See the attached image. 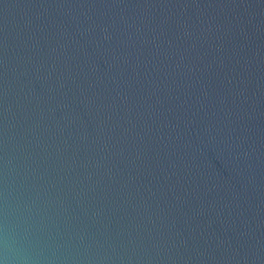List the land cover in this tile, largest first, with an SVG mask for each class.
<instances>
[{"label":"water","instance_id":"95a60500","mask_svg":"<svg viewBox=\"0 0 264 264\" xmlns=\"http://www.w3.org/2000/svg\"><path fill=\"white\" fill-rule=\"evenodd\" d=\"M264 264V0H0V264Z\"/></svg>","mask_w":264,"mask_h":264},{"label":"clouds","instance_id":"9594fccd","mask_svg":"<svg viewBox=\"0 0 264 264\" xmlns=\"http://www.w3.org/2000/svg\"><path fill=\"white\" fill-rule=\"evenodd\" d=\"M28 246L21 245H8L5 244L4 248V264H30V257L27 255Z\"/></svg>","mask_w":264,"mask_h":264}]
</instances>
